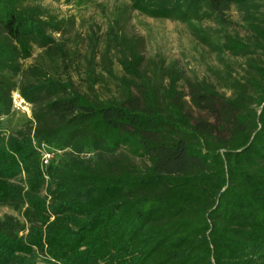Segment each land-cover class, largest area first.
Segmentation results:
<instances>
[{"label":"trees","instance_id":"16d2710c","mask_svg":"<svg viewBox=\"0 0 264 264\" xmlns=\"http://www.w3.org/2000/svg\"><path fill=\"white\" fill-rule=\"evenodd\" d=\"M30 1L0 0V208L13 212L0 264H264V0H127L86 54L68 45L74 15ZM131 12L185 25L231 96L148 63L144 38L121 28ZM43 150L61 155L44 166Z\"/></svg>","mask_w":264,"mask_h":264},{"label":"rangeland","instance_id":"374dc122","mask_svg":"<svg viewBox=\"0 0 264 264\" xmlns=\"http://www.w3.org/2000/svg\"><path fill=\"white\" fill-rule=\"evenodd\" d=\"M30 2L42 6L51 14L59 17L74 15L76 27L73 34L69 36L68 45L71 49L78 48L82 54H86L90 51L92 38L98 40L100 51L104 49L106 34L112 26L115 13L118 12L119 7L127 3V0H31ZM229 15L239 24V27L244 26L243 14L236 8H232ZM239 27L241 35L244 36L246 31ZM121 28L128 35L144 38L143 53L148 63L151 61L162 62L164 66L175 64L178 69L184 72L185 77L215 83L220 92L228 97L231 96V90L220 83L214 73L215 70L224 69L223 62L220 61L217 54L210 52L195 40L185 25L169 20L152 19L137 12H131L122 20ZM41 53L42 51L36 50L31 59L23 62V66L26 68L34 63ZM225 60L232 65L236 74H245V59L226 56ZM114 68L118 76L123 75L117 63ZM98 72L107 76L101 66L98 67ZM73 75L76 84L81 86L84 74L81 77V74L74 72ZM115 84L114 80L107 79V83L101 85L98 91L103 96H107L110 91L111 93L115 91ZM193 113L197 118H211L208 114L196 109H193ZM23 118V115H18L16 121ZM57 155H61V151L55 152L54 157ZM135 163L142 165V161L139 159H136ZM5 214H13V212L8 208H0V216Z\"/></svg>","mask_w":264,"mask_h":264},{"label":"built area","instance_id":"2783aa9c","mask_svg":"<svg viewBox=\"0 0 264 264\" xmlns=\"http://www.w3.org/2000/svg\"><path fill=\"white\" fill-rule=\"evenodd\" d=\"M11 99L14 111L26 115L28 117L32 116V104L27 102L18 90L12 92ZM41 154L43 165L47 166L53 159L55 152H48L46 150H43Z\"/></svg>","mask_w":264,"mask_h":264}]
</instances>
